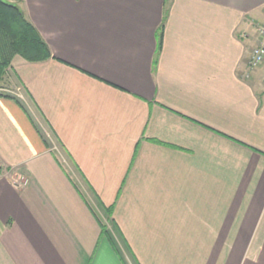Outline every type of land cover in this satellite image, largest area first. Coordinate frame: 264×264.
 Returning <instances> with one entry per match:
<instances>
[{
  "label": "crops",
  "instance_id": "crops-1",
  "mask_svg": "<svg viewBox=\"0 0 264 264\" xmlns=\"http://www.w3.org/2000/svg\"><path fill=\"white\" fill-rule=\"evenodd\" d=\"M16 1L0 264H264V0Z\"/></svg>",
  "mask_w": 264,
  "mask_h": 264
},
{
  "label": "trees",
  "instance_id": "trees-1",
  "mask_svg": "<svg viewBox=\"0 0 264 264\" xmlns=\"http://www.w3.org/2000/svg\"><path fill=\"white\" fill-rule=\"evenodd\" d=\"M16 55L29 61L52 56L47 43L23 10L15 3L0 0V82ZM98 219L107 232L105 222L100 216Z\"/></svg>",
  "mask_w": 264,
  "mask_h": 264
},
{
  "label": "built area",
  "instance_id": "built-area-1",
  "mask_svg": "<svg viewBox=\"0 0 264 264\" xmlns=\"http://www.w3.org/2000/svg\"><path fill=\"white\" fill-rule=\"evenodd\" d=\"M258 36L264 38V22H261L256 27ZM264 62V41L259 42L251 49V56L249 66L251 68L257 67Z\"/></svg>",
  "mask_w": 264,
  "mask_h": 264
},
{
  "label": "rangeland",
  "instance_id": "rangeland-1",
  "mask_svg": "<svg viewBox=\"0 0 264 264\" xmlns=\"http://www.w3.org/2000/svg\"><path fill=\"white\" fill-rule=\"evenodd\" d=\"M6 1H9V2H11V3H15V4H17V1L16 0H6ZM6 72H7V70H6ZM5 75H6V73H5ZM4 75V76H5ZM2 85H1V82H0V92H3V91H5V90H3L2 88L3 87H1ZM57 146V148H58V145H56ZM56 149V148H55ZM105 221H107V220H105ZM106 224L108 225V226H110V223L108 222H106ZM119 244H123L122 242H120ZM122 251H123V255L126 257V258H128L127 257V255H129L128 253H127V251L125 250V247H124V245L122 246Z\"/></svg>",
  "mask_w": 264,
  "mask_h": 264
}]
</instances>
